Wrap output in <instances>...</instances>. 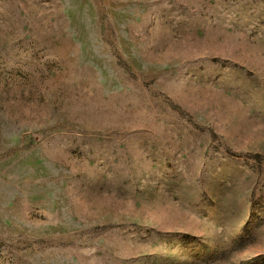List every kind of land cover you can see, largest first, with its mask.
I'll return each mask as SVG.
<instances>
[{
  "label": "rangeland",
  "instance_id": "374dc122",
  "mask_svg": "<svg viewBox=\"0 0 264 264\" xmlns=\"http://www.w3.org/2000/svg\"><path fill=\"white\" fill-rule=\"evenodd\" d=\"M0 264H264V0H0Z\"/></svg>",
  "mask_w": 264,
  "mask_h": 264
}]
</instances>
